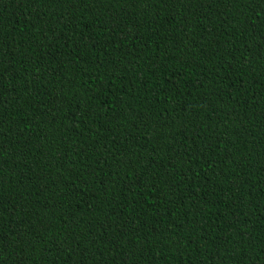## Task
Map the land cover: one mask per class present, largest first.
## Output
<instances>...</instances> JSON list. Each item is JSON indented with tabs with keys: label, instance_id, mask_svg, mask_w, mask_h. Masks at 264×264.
<instances>
[{
	"label": "trees",
	"instance_id": "1",
	"mask_svg": "<svg viewBox=\"0 0 264 264\" xmlns=\"http://www.w3.org/2000/svg\"><path fill=\"white\" fill-rule=\"evenodd\" d=\"M0 264H264V0H0Z\"/></svg>",
	"mask_w": 264,
	"mask_h": 264
}]
</instances>
